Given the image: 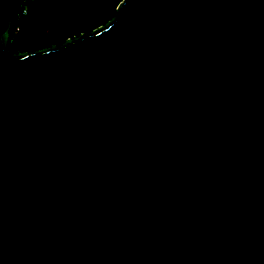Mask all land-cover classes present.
<instances>
[{"label": "water", "instance_id": "1", "mask_svg": "<svg viewBox=\"0 0 264 264\" xmlns=\"http://www.w3.org/2000/svg\"><path fill=\"white\" fill-rule=\"evenodd\" d=\"M0 0V264H264V0H124L30 53Z\"/></svg>", "mask_w": 264, "mask_h": 264}, {"label": "trees", "instance_id": "2", "mask_svg": "<svg viewBox=\"0 0 264 264\" xmlns=\"http://www.w3.org/2000/svg\"><path fill=\"white\" fill-rule=\"evenodd\" d=\"M122 1L36 0L27 16L18 22L13 20L8 51L35 52L90 33L109 22Z\"/></svg>", "mask_w": 264, "mask_h": 264}, {"label": "built area", "instance_id": "3", "mask_svg": "<svg viewBox=\"0 0 264 264\" xmlns=\"http://www.w3.org/2000/svg\"><path fill=\"white\" fill-rule=\"evenodd\" d=\"M36 0H21L20 6L14 16V19L18 21H20L22 18H24L25 16H27L29 8L31 7V5L33 3H35ZM13 19V20H14ZM20 31L19 25L15 26V32L18 33Z\"/></svg>", "mask_w": 264, "mask_h": 264}]
</instances>
